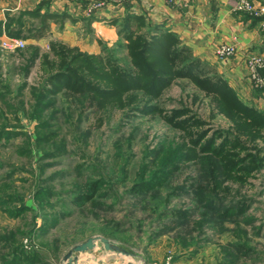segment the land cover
Here are the masks:
<instances>
[{
  "label": "rangeland",
  "instance_id": "obj_1",
  "mask_svg": "<svg viewBox=\"0 0 264 264\" xmlns=\"http://www.w3.org/2000/svg\"><path fill=\"white\" fill-rule=\"evenodd\" d=\"M128 1L117 2L123 5ZM101 2L102 7L107 5ZM89 6V13L101 8ZM19 16V11L0 12V197L9 199V194L14 199L0 204V264H9L17 244L24 245L26 253L38 256L40 263L36 264H60L70 246L93 235H105L132 249L147 264H264V169L243 186L225 182L228 203L234 199L247 201L244 213L225 220L208 215L210 210L200 203L196 189H178L198 178L199 166L195 162L183 164L161 187L147 193L131 192L139 176L146 174L145 178L150 179L157 170L156 162L151 163L156 159L155 150L171 152L185 140V132L167 121L173 110L187 108L190 112L183 117L196 113L209 127L227 129L232 125L206 91L189 78H178L153 100L158 112L133 114L129 119L125 108L110 104L89 107L60 92L52 100L53 107L42 113V119L53 117L48 121L51 127L37 130L38 120L29 113L36 101L34 89L44 83L45 75L41 58L31 63L36 48L47 54L52 42L65 44L99 54L104 62L109 59L125 68L132 67V57L127 42L121 40L120 26L116 42L101 41V51L91 53L69 39L55 38L50 29L43 37L33 38L40 20L27 16L20 27ZM77 19V27L76 22L72 23L77 39L91 41L94 35L89 20ZM56 24L57 32L63 34L65 23ZM9 38L24 40L26 45L7 50L2 42ZM236 53L237 48L222 60L216 56L224 62ZM253 54L247 57V66ZM208 65L216 67L209 61ZM248 69L253 88L263 89L264 85H259L249 66ZM216 70L237 92L226 73L217 67ZM50 130L57 132L56 140L36 144V134ZM8 131L15 134L11 136ZM58 149L63 153L41 157L43 152ZM91 179L100 181L93 199L74 203L76 193L85 191ZM43 188L52 194L39 201L36 193ZM24 204L28 209L19 215L9 211ZM169 208L181 209L185 216H160ZM100 256L105 264H111L109 258L117 256L120 262L139 264L116 253Z\"/></svg>",
  "mask_w": 264,
  "mask_h": 264
},
{
  "label": "trees",
  "instance_id": "obj_2",
  "mask_svg": "<svg viewBox=\"0 0 264 264\" xmlns=\"http://www.w3.org/2000/svg\"><path fill=\"white\" fill-rule=\"evenodd\" d=\"M49 4L50 0H42L34 9L19 10L17 23L20 27L27 16L40 20V27L31 35L35 39L44 36L53 19L63 23L67 17L66 13L56 15L50 12ZM119 26L121 40L127 42L132 57L130 68L116 65L109 59L104 62L99 54H88L56 42L51 43V52L47 54H41L36 48L31 63L41 58L45 75L44 83L34 89L36 101L29 113L32 119L38 120L36 129L49 130L51 127L48 121L53 117L49 115L45 117L47 119H42V113L53 107V98L60 92L72 95L89 107L96 104L97 108H104L110 104L119 109L125 108V117L129 119L133 114L158 112L159 107L153 104V100L159 98L176 79L189 78L206 91L218 111L225 114L232 125L227 129L209 127L196 113L183 117L190 112L187 108L173 110L167 121L185 132V140L175 149L171 148V152L163 154L160 149L155 150L158 160L151 163L156 162L157 170L150 179L145 178L146 174L139 176L131 192L147 193L161 187L168 176L183 164L195 162L199 166V176L194 179L197 184L193 182L178 189L185 192L190 188L196 189L200 203L209 208L210 216L225 220L244 213L247 201L234 199L228 203L225 182L243 186L264 169V110L243 101L216 67L195 56L177 34L162 25L146 23L143 17L127 13ZM260 91L264 92V88ZM7 133L11 136L15 134L14 131ZM57 136L53 130L39 131L36 144H48ZM62 153V149L47 151L41 157H56ZM99 182L88 180L85 191L77 192L73 202L79 204L92 200L99 189ZM51 194L50 190L43 188L36 193V199L44 201ZM8 198L0 197V204L14 200L9 194ZM27 209L24 204L16 211H9L19 215ZM184 213L181 209L169 208L160 216L184 217ZM24 249V245L17 244L9 264L40 263L36 254L26 253Z\"/></svg>",
  "mask_w": 264,
  "mask_h": 264
},
{
  "label": "crops",
  "instance_id": "obj_3",
  "mask_svg": "<svg viewBox=\"0 0 264 264\" xmlns=\"http://www.w3.org/2000/svg\"><path fill=\"white\" fill-rule=\"evenodd\" d=\"M42 0H0V12L34 9ZM96 1L107 5L89 13L88 6ZM234 0H129L118 4L117 0H50V12L66 13L64 33L57 32L56 19L50 22L55 38L69 39L73 45L91 53L101 51L102 42H116L118 28L127 13L143 17L146 23L162 25L177 34L183 44L200 59L211 62L225 72L239 95L264 110V92L255 89L250 80L247 57L254 54L264 56V15L253 18L235 11ZM264 5V0H255ZM4 14V13H3ZM89 20V29L94 35L78 40L72 31V23L79 25L77 18ZM89 18V19H88ZM60 19V18H59ZM118 21V23H115ZM62 22V21H60ZM91 39V37H90ZM102 41V42H101ZM234 44L237 53L228 61L219 62L216 48L223 44ZM264 77V69H261Z\"/></svg>",
  "mask_w": 264,
  "mask_h": 264
},
{
  "label": "water",
  "instance_id": "obj_4",
  "mask_svg": "<svg viewBox=\"0 0 264 264\" xmlns=\"http://www.w3.org/2000/svg\"><path fill=\"white\" fill-rule=\"evenodd\" d=\"M34 249V246L31 247ZM116 253L131 258L139 264H147L143 257L138 256L132 249L119 244L105 235H93L75 243L63 254L60 264H105L100 258L102 254ZM118 262H116L115 260ZM111 264H129V261H119V257L109 258Z\"/></svg>",
  "mask_w": 264,
  "mask_h": 264
},
{
  "label": "built area",
  "instance_id": "obj_5",
  "mask_svg": "<svg viewBox=\"0 0 264 264\" xmlns=\"http://www.w3.org/2000/svg\"><path fill=\"white\" fill-rule=\"evenodd\" d=\"M122 2L124 0H117ZM101 1H96L93 4V8L102 7ZM234 9L237 11L246 12L253 17H262L264 15V5L256 2L255 0H235ZM26 42L18 38H9L2 42V46L14 51L19 48L25 47ZM236 52V47L233 44L224 43L216 48V55L219 59H224L232 56ZM248 66L251 70V74L254 80L261 86L264 85V77L261 74V69L264 68V56L261 54H253L249 57Z\"/></svg>",
  "mask_w": 264,
  "mask_h": 264
}]
</instances>
